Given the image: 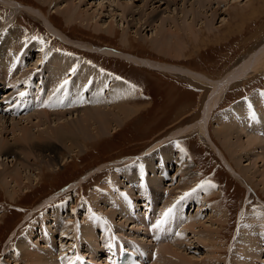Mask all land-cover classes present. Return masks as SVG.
<instances>
[{
	"label": "rangeland",
	"instance_id": "1",
	"mask_svg": "<svg viewBox=\"0 0 264 264\" xmlns=\"http://www.w3.org/2000/svg\"><path fill=\"white\" fill-rule=\"evenodd\" d=\"M19 1H24L26 4L29 3L39 8L43 7L46 15L52 18L58 29L65 32L72 40H79L88 46L90 44L93 46L115 47L144 58L188 66L194 71L203 73L208 77L211 76L216 80L223 77V75L233 69L238 63H241L250 52L264 44V0H225L226 2L231 1V4L227 5L228 7L221 5L222 8L218 10L220 13L216 18L213 19L211 17V19H203L213 21V27L215 29L212 33L205 27L203 20L199 21L198 19L200 18H198L196 30L201 29L200 40L192 44L190 39L188 41L189 46L186 49V58H178V60L165 55V50L157 51L151 48L148 43L142 41L138 37V33H136V27L140 26L141 23L139 25L134 22L133 24L131 23V27L128 26L131 17L126 18V14H124L122 7L124 8L127 5L136 7V4H143V1L146 0H74L77 8L87 11V14H92L93 11L95 12L93 14H96V12L99 13L97 14V18L101 24H107L112 20L115 23L116 35H109V33L105 31H96L94 29L96 23L95 18L88 26L81 24L79 21L67 23L65 16H63L64 14L59 13L57 6L59 5V7L64 10L67 1L56 0V2L59 3L57 5L54 1V5H52L53 2L49 4L37 0ZM177 2L178 4H172L168 9L166 5L153 3L152 6L149 5L148 8L150 10L148 9L146 13L149 15V11H151L154 6H158L159 8L156 12L161 13V16H174V18L177 17L179 19L177 22L182 23L188 21L187 23H189L193 20L191 14L185 16L179 8L183 7V4L188 8L193 1L177 0ZM100 4H103L104 8H99V6H101ZM216 6L217 4L215 7ZM225 7L229 9L222 11ZM208 14L211 15L212 12L210 11ZM5 15H7V9L3 3L0 2V25L5 26ZM85 16L84 14V17ZM161 16H159L151 26L147 27V25L143 24L141 27V29L143 28V34L152 37V35L158 31L157 28L163 25V23H161ZM224 17L226 18L223 19ZM144 22L145 20L142 21V23ZM15 23L19 27L22 26L29 37L33 38L34 36L32 35L35 34V39L38 40L39 38V41L40 39L46 41L53 49L55 47L65 50L64 47H67L72 53H78V57L82 59L84 55V58H86L88 62L91 61L90 63L93 66L95 63V65L104 70V72L108 71L111 75L115 74L112 76L116 78L126 79V81L130 82L136 88V96L138 97L135 99L141 98L138 101H140L139 105L143 106L140 108L141 112L139 115L134 114L129 118H124L123 124L118 126L113 133L108 134L106 137H102V139L92 140L90 143H87L89 150L86 148L83 154L75 153L68 157L67 152V154L63 156L64 160L61 163L66 162L65 160L68 158H70V160H68L70 162L62 165L59 171L49 172V168L46 167V165L43 166L42 172H39L37 169L30 171V178L33 180L27 184H23L21 189H18L15 200L10 199L9 195L6 193L7 189L0 188V264H25V261L16 258L17 256L25 258L26 249H29L30 253L36 250H52L50 255L53 254L52 257L56 260L54 264H76L75 256L79 252L83 253L82 256L84 258L87 257L85 255H89L93 251H95V255L99 256L100 254L102 255L103 247L112 246L119 240L125 244L129 243V241L133 242L134 237H139L138 235L142 234L141 226L135 225V221L132 220L134 217L127 220L128 222L126 221V224L125 218L122 217L120 213L115 214L113 223L118 226L117 228H122L123 232L121 230L118 231L115 225L107 219L102 220L101 224L103 227H96L92 238L91 234L89 236L88 233H80L81 230H79L78 233H74L71 229L60 228H62L61 224L64 220L71 221V223L77 220L78 225V223L81 224L85 221L86 215H92L94 219L102 214H106L107 211H110V208L111 211L114 212L116 208L113 206L112 202L108 204L102 203L101 208H96L94 200L90 198L91 192L96 186L109 178L108 176L115 166L118 168L124 166V163H121L124 161V158L129 157L131 159L128 162L129 164H125H128L127 167H138V164L143 158L146 156L150 157L153 154L152 152L150 154L151 147H155L156 143L160 142L159 140L162 141L169 137V134L174 129L182 126L186 129L189 126L198 124L203 119L206 104L204 102L209 99L210 93H212L210 92L211 88L207 84H204L205 82L200 83L192 78L183 77L179 74L167 73L155 68L151 69L139 64L137 66L123 58L120 59L106 54L103 55L96 50L92 51L82 48L79 50L77 48H72L55 37L52 33H49V27L43 21L38 20L26 12L19 16L17 15ZM133 25L135 27H133ZM5 29L4 27V29L2 28L0 30L4 31ZM125 30L130 36L129 46H127L126 43L123 44L121 40ZM193 39L194 37L192 40ZM27 54H31V61L35 63L38 58V52H36V50H28ZM20 62L25 63L28 61L22 58ZM257 68L258 66L254 68L255 71L250 74V76L237 80L226 90V95L224 99L221 100V105L219 106L221 110L251 96V94L256 91L264 90V64H261L259 70H257ZM33 81L34 84L31 88L35 94L39 81L35 79ZM23 86H25V84H23ZM10 90H12V93L9 92V95L13 94V88ZM6 94L8 95V93ZM132 103L133 102H131V104ZM10 120L11 119L7 116L6 119L2 121ZM214 120L215 115L211 122H209L210 132L213 142L220 144V141L217 140V136L214 134L216 127H218V125L214 123L216 120ZM2 123L3 122L0 121V124ZM9 123L10 122H7V124ZM2 126L3 125L0 126L1 132L4 131L2 130ZM21 126H24V124H21ZM254 127L255 125H252L250 128H247L246 132L249 133ZM1 132L0 136H3L4 133L2 134ZM12 135L13 131L9 128V130L6 131V136L11 138ZM243 137H245L244 134ZM207 140L203 138L197 130L190 131L188 134L176 139L181 149L186 151L187 157L190 158H188L190 163H193H191V166L193 168V173L196 172L195 174L198 177L197 182L199 186H201V184L204 186L205 182L209 181L216 185L220 193L217 198L207 202L204 207L200 206L199 208L197 203L190 204L189 209L181 215L180 227L173 228L171 226V228H173L171 239H173L176 233V239L173 242L175 246L173 247L175 249H180L183 253L185 252L184 254L188 255L189 261L192 260L193 264H204V260H206V264H244L241 251L242 248L247 249V245L243 242L248 232L247 227H254L255 232L264 236V221L258 217L261 213L260 211L264 210V185L260 182L261 178L259 176L261 172L264 173V159L256 158L257 162L255 161L256 163L252 164L253 158L256 157V155H254L255 153H252V151L246 154H251L250 158L249 156L247 158L244 157L242 159L243 162L240 159V164L243 167H246L248 170L250 169L252 172L254 169L257 171V176H254L252 181L245 179L246 182H243L236 178V174L231 171L227 162L220 156L218 149L214 148L213 142L210 140V142H208ZM160 146L163 148L164 144ZM158 148L159 146H157L154 151ZM257 148L258 152L260 151L261 157H264L262 155L263 149L261 147ZM145 152L148 153L149 156L144 154ZM132 156L134 158H132ZM225 156L231 164H235L227 153ZM3 158L4 162L6 161L7 165L11 167L13 163L10 162L11 158ZM186 162L187 159H185V163ZM37 164L40 165L39 162ZM251 164L253 166H251ZM169 169L170 170L166 172V174H169V177H167L165 181V186L169 188L167 189L168 191L170 188H173V186L175 187L180 183H185L184 180L187 179V172H189L187 169H183L185 173L183 171L180 172L175 164L170 165ZM53 171H55V169H53ZM124 190L123 187L120 188V191ZM192 190L193 189H189L185 194L190 195ZM132 191H134V197L140 195V193H136V191H138L136 187ZM51 199L57 200L51 202ZM145 200L150 201V199H146L145 196H141L140 199L138 198L136 201H133L139 204V202ZM59 204H64L63 208H65L66 211L61 214H56L54 210L60 206ZM163 204L164 200H159L156 205L152 206L151 204V206L153 208L155 207V209L161 206L160 208L163 210ZM212 206H215V208L212 209ZM164 209H166V207ZM222 209H225L226 214L228 213L227 222L223 225L213 224L211 217ZM101 210H105V213ZM140 210L144 209L139 208L135 214L140 213ZM175 212H177L176 209ZM162 215L163 213L161 211V213L158 214V218L161 219L164 216ZM174 216L179 218L180 215L176 213ZM137 219L142 220L141 218ZM190 219H195L205 225H203L202 229L201 226L197 225L194 231L186 230ZM106 221L110 223L107 224ZM121 222H123L122 225H120ZM157 223L161 225L164 223V220H158ZM211 225L217 228V232L212 234L217 242L212 240L211 243L209 242L210 245H208L209 243L205 245L207 242L198 243V236L206 232L205 227ZM132 226L136 229L134 233H130ZM49 232L52 233V236ZM46 234H49L50 241L43 239V236ZM131 234H134V236ZM150 237L151 234H149L148 239H150ZM79 242L81 245L78 246ZM134 243L135 245L141 244L138 239H135ZM219 246L222 247V251H224L223 254H219L220 256L218 255V259L214 258L215 260H207L206 258L209 259V254L214 250L213 248H218ZM259 246L260 252H258V254L260 253L261 257L256 258V260L252 258L250 260L251 264H264V257L262 256L264 253V238H261ZM23 249H25V251ZM109 250H111V247L108 248V251ZM98 252L100 253L98 254ZM159 253L160 251L158 254ZM102 256L104 259L107 257L105 255ZM165 259V256L159 254L156 264H166L165 262L166 260L168 261V259ZM247 259L249 261L250 258L247 257Z\"/></svg>",
	"mask_w": 264,
	"mask_h": 264
},
{
	"label": "bare ground",
	"instance_id": "2",
	"mask_svg": "<svg viewBox=\"0 0 264 264\" xmlns=\"http://www.w3.org/2000/svg\"><path fill=\"white\" fill-rule=\"evenodd\" d=\"M37 1L49 4H52L54 1L56 5L59 4L56 0ZM63 1H67L64 10H62L59 5L57 6L59 13L64 14L63 16H65L67 23L79 21L81 24L88 26L95 18L96 23L94 29L96 31H105L109 33V35H116L115 23L112 20L107 24H101L97 18V14L99 13L96 12V14H93L95 13L93 11L92 14H87V11L77 8L74 0ZM191 1H193V3L189 5L188 8L184 6V4L182 5L183 7L179 8L185 16L191 14L193 20L189 23H187L188 21L182 23L177 22L179 19L177 17L174 18V16H161V13L156 12L159 8L158 6H154L152 10L149 11V15L146 13L149 9V5L152 6L153 3H161L162 5H166L168 9L172 4H178L177 0H146L143 1V4H136V7L127 5L124 8L122 7V9L124 14H126V18L131 17L128 25L129 27H131L134 22L139 25L141 23L140 26L136 27V33H138V37L142 41L148 43L151 48L157 51L165 50V55L178 60V58H186V49L189 46L188 41L190 39L192 44L200 40L201 29L196 30L197 19L200 18L198 19L199 21L204 18L211 19V17L214 19L220 13L218 10L221 9L222 6L231 4V1L226 2L225 0ZM0 2H2L7 9L5 26L0 25V29L6 28L4 31L0 30V87L4 89V92L8 90L4 93L5 98H7L9 92L12 91L10 89L13 88V94H10L7 100L10 101V99L13 98L14 101V103L7 104L6 110L9 111L11 108H26L28 104H31V108L27 113L21 115L10 113V116L0 115V121L4 123L0 124V126L3 125L2 130L5 131H0L2 134L4 133L3 136H0V188L7 189L6 193L11 200L16 199V192L18 189H21L23 184H27L33 180L30 178V171L37 169L39 172H42L44 165L49 168V172L59 171L62 165L70 162L68 161L70 158H68L65 160L66 162L61 163L64 160L63 156L67 154V152L68 157L75 153L83 154L86 148L89 150L87 143H90L92 140L102 139V137H106L108 134L113 133L118 126L123 124L126 118L134 114L139 115L141 112L140 108L143 106L139 105L140 101L138 100L141 98L135 99L138 97L136 96V88L130 82L126 81V79L116 78L112 76L115 74L111 75L107 70V72H104V70L97 67L95 63L93 66L90 63L91 61L88 62V60L84 58V55L82 59L78 57V53H72L67 47H64L66 51L55 47L53 49L46 41L41 39L39 41V38L38 40L35 39V34L32 35L34 36L33 38L29 37L22 26L19 27L16 25L15 20L17 15L19 16L26 12L38 20L43 21L49 27V33H52L55 37L72 48H77L79 50H81L80 48L86 50L90 49L92 51L96 50L103 55L106 54L120 59L123 58L137 66L139 64L151 69L155 68L167 73H174L183 77L192 78L200 83L205 82L204 84H207L211 88L210 92L212 93H210L209 99L204 102L206 104L203 119L198 124L189 126L186 129H184L183 126L174 129L169 134V137L162 141L159 140L160 142L156 143L155 147H151L150 154L151 152L153 154L150 157L146 156L143 159L141 158L142 160L138 164V167H127L131 159L129 157L124 158V161L121 162L124 163V166L122 168L115 166L112 172L109 171V178L96 186L91 192L90 198L94 200L96 208H101L102 203L108 204L112 202L113 206L116 208L115 210L113 209L114 212H112L110 208V211H107L106 214L101 213V216L95 217L94 219L92 215H86L85 221L81 224L78 223V225L77 220L72 221V223L71 221L64 220L61 224L62 228H60L71 229L74 233H78L79 230H81L80 233H88L89 236L91 234L92 238L96 227L102 226V220L107 219L115 225V223H113L114 216L116 213H120L122 217L125 218V222L134 217L132 220L135 221V225L141 226L143 236L139 234V237L133 238V242L129 241V243L126 244L131 245L133 250L137 251L142 247L143 243L152 242L154 240V250L156 254L160 251L159 254L168 259V261L165 259L166 264H193L191 259V261H189L188 255L184 254L185 252L183 253L180 249H175L173 247L175 246L173 242L176 239V233L173 239H171L173 228L180 227L181 215L189 209L190 204L197 203L199 208L200 206L204 207L207 202L217 198L220 191L214 183L209 181L205 182L204 186L202 184L199 186L197 182L198 177L195 174L196 172L193 173V168L191 166L193 163H190V158L187 157L186 151L181 149L176 139L188 134L190 131L197 130L203 138L206 140L208 139V142H213L209 122H211L215 115L216 121L214 120V123L217 124L218 127H216L214 134L217 136V140L220 141V144L213 142L214 148L218 149L220 156L224 158L231 171L236 174V178L239 180L246 182V180L249 179L252 181L253 177L257 176L256 169L252 172L250 169L248 170L246 167H243L240 164V159L243 162L242 159L244 157L247 158L249 156L250 158L251 154L246 155L249 154L250 151H252V153L254 152V155H256V157L253 158L252 164L257 162L256 158L264 159V157H261L260 151L258 152L257 148L261 147L263 149L262 155L264 156V90L256 91L252 93L251 96L222 110L219 106L221 105V100H223L226 95V90H228L230 86L241 78H247L250 74L254 73V68L258 66L257 70H259L261 64H264V44L250 52L241 63H238L233 69L223 75V77L216 80L211 76H209V78L203 73L196 72L188 66L144 58L115 47L93 46L90 44L88 46L79 40H72L65 32L58 29L52 18L46 15L43 7L39 8L29 3L28 5L24 1L21 2L19 0H0ZM54 2L52 5H54ZM216 4L217 6L215 7ZM103 6L102 4L99 8H104ZM227 9L229 8L225 7L222 11H226ZM207 10L208 12L211 11L212 14L209 15ZM84 14L86 15L85 17ZM159 16H161V23H163V25L157 28L158 31L152 35V37L143 34V28L141 29L143 24L147 25V27L151 26ZM225 18L226 17L223 19ZM143 20H145L144 23H142ZM203 23H205V27L209 32L212 33V31H214L215 28L213 27L214 24L212 20H203ZM133 27L135 26L133 25ZM129 37L128 32L125 30L121 39L123 44L126 43L127 46H129ZM193 37L194 39L192 40ZM28 50H36V52H38V58L35 63L31 61V54H27ZM22 58L26 59L28 62L21 63L20 61ZM34 79L39 81V84H36L37 91L35 94L31 88L34 84ZM65 81H67L66 84L64 83ZM23 84H25V86H23ZM6 93H8V95ZM21 93H23V95H21ZM131 102L133 103L131 104ZM7 116L11 120L2 121L6 119ZM7 122L10 123L7 124ZM21 124H24V126H21ZM252 125H255V127L251 131L248 130L249 133H247L246 129L250 128ZM9 128L13 131L11 138L6 136V131H8ZM243 134L246 138L243 137ZM163 144L164 147L162 148L160 145ZM157 146H159V148L154 151ZM146 152L144 154L148 155ZM226 153L231 157L235 163L234 165L226 158ZM3 157L11 158L10 162H13L11 167L7 165L6 161L4 162ZM132 158L134 157L132 156ZM185 159H187L186 163ZM38 162L40 165L37 164ZM126 163L128 164L125 165ZM174 164L179 168L180 172L183 171V169H187L189 172H187L188 174L186 173L187 179H183L185 183L175 184L176 186H173V188H170L168 191L167 189L169 188L165 186V181L167 177H169V174H166V172L170 170V165ZM252 164L251 166H253ZM52 168L55 169V171H53ZM259 176L261 178L260 182L264 185V173L261 172ZM122 187L125 189L124 191H120ZM135 187L138 190L136 193H140L138 197L133 196L134 191L132 190L135 189ZM189 189L193 190L190 195L185 196L184 194L189 191ZM141 196H145L146 199H150L151 201L146 202L147 200H145L139 202L141 206L133 201H136L138 198L140 199ZM55 200L51 199L50 201L53 202ZM159 200H164V204L162 205L164 206L163 210L160 208L161 206H158L156 209L152 207L156 205ZM63 206L64 204H61L57 208L55 207L56 209L54 208V212L56 214L64 213L66 210ZM165 207L166 209H164ZM139 208H143L144 210H140V213L135 214ZM214 208L215 206H212V209ZM169 209H171L170 213L168 211ZM175 209L177 212H175ZM101 211L105 213V210ZM161 211L164 216L162 215L163 217L160 219L158 218V214L161 213ZM260 212L258 217L264 221V210ZM176 213L180 215L179 218L174 216ZM227 214L225 209H222L213 217L210 216L212 219L209 218L213 224L223 225L227 222ZM137 218H141L142 220ZM158 220H164V223L159 225V223H157ZM109 221H106V223H110ZM122 223L123 222H121L120 225H122ZM197 225L201 226L202 229L205 224H201L200 221H196L195 219H190L186 230L194 231ZM171 226L173 228H171ZM115 227L117 228L118 226L115 225ZM247 229L248 232L243 240L247 245V249L242 248L241 257L244 264H251L250 260L252 258L256 260V258L261 257L260 253L258 254V252H260L259 242H261V238L263 239L264 236L255 232L254 227H247ZM117 230L123 232L122 228H117ZM216 230L217 228H214L212 225L205 227L206 232L200 233L201 235L199 234L198 243L207 242L205 243V245H207L209 242L211 243L212 240L214 241L215 238L212 234L216 233ZM135 231L136 229L132 226L130 233H134ZM149 234H151L150 239H148ZM48 235L49 234L44 235L43 239L50 241ZM50 235L52 236V233H50ZM131 235L134 236V234ZM135 239H138L141 244L135 245ZM120 242L121 240L113 244L115 245L113 250L118 248ZM210 243L208 245H210ZM79 245H81L80 242L78 246ZM213 249L214 250L209 254V259L206 258L207 260L214 258L218 259V255L224 252L220 246ZM23 250L25 251V249ZM94 252L95 251L90 254L88 253L90 256L85 255L87 256L86 258H90L94 261L99 257L95 255ZM51 253L52 250H36L30 253L29 249H26L25 258L17 256L16 259L25 261V264H54L56 260L53 259V254L50 255ZM99 253L100 252H98V254ZM119 253L120 252L117 250L116 256H118ZM159 254L157 259L150 264H156ZM82 255V252L76 254V264H78L80 258L85 259ZM262 256L264 257V253ZM247 257L250 258L249 261ZM205 261L206 260L203 261L204 264H206Z\"/></svg>",
	"mask_w": 264,
	"mask_h": 264
},
{
	"label": "snow or ice",
	"instance_id": "3",
	"mask_svg": "<svg viewBox=\"0 0 264 264\" xmlns=\"http://www.w3.org/2000/svg\"><path fill=\"white\" fill-rule=\"evenodd\" d=\"M64 83L66 84L67 81H65ZM21 95H23V93H21ZM185 195H187V194H185ZM168 211H169V213H170V212H171V209H169ZM166 215H167V213H166Z\"/></svg>",
	"mask_w": 264,
	"mask_h": 264
},
{
	"label": "trees",
	"instance_id": "4",
	"mask_svg": "<svg viewBox=\"0 0 264 264\" xmlns=\"http://www.w3.org/2000/svg\"><path fill=\"white\" fill-rule=\"evenodd\" d=\"M90 59V58H89Z\"/></svg>",
	"mask_w": 264,
	"mask_h": 264
}]
</instances>
